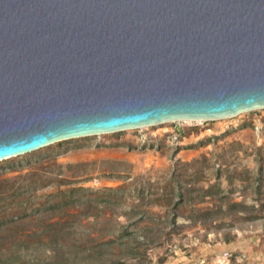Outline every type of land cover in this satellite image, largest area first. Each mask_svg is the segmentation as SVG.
Instances as JSON below:
<instances>
[{
    "label": "water",
    "instance_id": "water-1",
    "mask_svg": "<svg viewBox=\"0 0 264 264\" xmlns=\"http://www.w3.org/2000/svg\"><path fill=\"white\" fill-rule=\"evenodd\" d=\"M264 109V0H0V162Z\"/></svg>",
    "mask_w": 264,
    "mask_h": 264
},
{
    "label": "rangeland",
    "instance_id": "rangeland-1",
    "mask_svg": "<svg viewBox=\"0 0 264 264\" xmlns=\"http://www.w3.org/2000/svg\"><path fill=\"white\" fill-rule=\"evenodd\" d=\"M203 156L208 169L201 171L197 184H190L194 195L200 197L199 189L215 185L212 199L225 197L246 207L222 226L188 222L192 212L185 207L177 222L180 229L157 240L159 245L149 240L151 234L145 238L130 225L133 220L125 216L128 201L117 209L107 203L96 208L84 202L51 206L64 197L84 196L61 194L72 188L98 192L152 180L157 184L147 189L160 193L155 186L165 185L174 163ZM0 221L6 223L0 225V264H45V251H51L55 239L58 245L70 246L77 238L91 246L88 234L109 239L106 230L116 224L117 232L126 231L121 242L135 245L140 253L124 264H264V109L221 120L164 123L71 139L1 161ZM55 228L76 235L55 238Z\"/></svg>",
    "mask_w": 264,
    "mask_h": 264
},
{
    "label": "trees",
    "instance_id": "trees-1",
    "mask_svg": "<svg viewBox=\"0 0 264 264\" xmlns=\"http://www.w3.org/2000/svg\"><path fill=\"white\" fill-rule=\"evenodd\" d=\"M207 163L205 156L191 162L177 161L168 171V181L165 185L162 188H156L157 186H155L156 190L160 189V193H155L154 190V192L149 191L150 188L153 189L152 185L157 184V182L152 183V180L141 183L140 186H133L132 183L123 184L116 188L104 189L98 192L72 188L61 192V194L83 192L84 196L80 197L79 200H74L73 197H64L52 203L51 206L62 205L66 207L70 204L75 206L84 202L90 208H96L100 203H107L117 209L128 201L125 216H129L133 220L130 225L135 227V231L142 232L143 236L146 234L145 238L151 234L149 240L152 243L159 242V245H161L162 242L157 240L162 239L164 236L169 238L177 229H180L181 226L177 222L179 218L184 217L182 212L185 207H190L192 212V216L186 217V220L193 224L213 222L222 226L226 224L224 221H230L234 216H237L235 212L236 214L244 212L246 207L243 203L230 202L225 197L212 199L215 185H209L206 189H199L203 192L200 197L194 195V190L190 184H197L201 180L199 175L203 169H208ZM84 198L85 201H83ZM216 202H219V204L217 205ZM203 204L205 205L203 206ZM154 208L156 209L153 210ZM70 217L78 219L76 214H72ZM116 226L106 230L110 233L109 239L103 238L101 240L97 239L95 234H88L90 241L93 243L91 246H87L85 243L81 245V239L77 238L70 240V246L58 245L55 239L56 243L52 245L51 251H45L47 254L49 253L45 264H124L129 258H137L140 255L138 247L131 245L129 242H121L123 238H126V231L117 232ZM69 230L68 228H55V238H59L60 235H66V238L72 234L76 235L74 231L70 232ZM118 240H120L119 244L117 243ZM145 244L149 246L151 243L148 241ZM33 264H39V262L36 261Z\"/></svg>",
    "mask_w": 264,
    "mask_h": 264
}]
</instances>
